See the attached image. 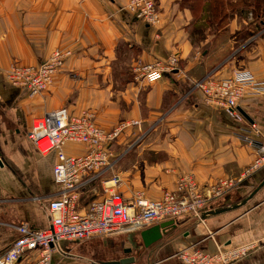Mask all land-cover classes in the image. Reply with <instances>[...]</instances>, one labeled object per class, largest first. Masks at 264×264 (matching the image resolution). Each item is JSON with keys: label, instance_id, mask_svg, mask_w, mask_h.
<instances>
[{"label": "crops", "instance_id": "obj_1", "mask_svg": "<svg viewBox=\"0 0 264 264\" xmlns=\"http://www.w3.org/2000/svg\"><path fill=\"white\" fill-rule=\"evenodd\" d=\"M157 1L160 22L148 26L125 10L127 0H0V251L17 237L13 225L25 222L43 229L49 224L47 204L57 189L55 155H42L27 138L31 121L47 111L64 108L77 114L89 109L105 129L120 120L138 121L113 146L118 159L109 176L117 175L113 189L126 200L139 191L157 199L165 189H175L182 172H192L201 185H209L219 178H238L251 164L254 148L239 138L243 124L205 103L192 81L209 71L228 76L238 69L264 79V34L252 29L262 27L264 20L254 26L251 12L235 13L229 23L234 34L252 32L238 46L222 30L206 32L203 42H196L188 5L183 0ZM205 44L210 48L201 49ZM55 48L71 55L40 94L30 95L6 80L10 62L35 65ZM171 54L178 56V68L152 83L132 70L137 60H165ZM239 109L264 142V93L246 95ZM158 152L166 158L158 160ZM263 179L264 165L215 199L207 213L227 210L204 215L203 221L181 217L149 248L143 245L142 230L62 241L65 254L55 252L51 264H98L125 256L134 257L133 264H183L174 257L182 248L213 253L249 243L255 244L253 249L230 264H261L264 185L251 193ZM105 195L97 183L81 193L77 208L84 210ZM36 257L32 253L16 264H32Z\"/></svg>", "mask_w": 264, "mask_h": 264}, {"label": "built area", "instance_id": "obj_2", "mask_svg": "<svg viewBox=\"0 0 264 264\" xmlns=\"http://www.w3.org/2000/svg\"><path fill=\"white\" fill-rule=\"evenodd\" d=\"M125 10L136 21L148 26L160 22L157 0H127ZM256 33L264 34V25ZM70 55V50L55 48L38 64H10L4 75L10 84L22 87L30 95H37L51 85L54 75ZM178 64V56L171 54L165 60H137L132 70L137 78L152 83L175 71ZM192 89L201 93L205 103L221 108L232 120L243 124L239 138L254 148L255 156L238 178H219L212 184L201 185L194 173L182 172L176 177L175 189H165L159 198L150 199L139 191L131 200H126L113 189L119 179L115 174L110 177L109 171L113 170L118 159L114 144L138 121L120 120L112 128L105 129L89 109L77 114H70L64 108L47 111L31 121L27 138L42 155L50 152L55 155L52 177L57 189L47 204L49 224L43 229L32 228L25 222L13 225L18 235L0 251V264H16L32 253L37 254L32 264H51L55 252H65L60 248L62 241L79 242L94 236L139 231L163 221L175 223L181 217L203 221L215 199L264 165V142L255 123L245 119L239 109L246 95L264 93V79L248 70H234L228 76L209 71L192 81ZM69 145H81L84 150L69 152ZM97 183L101 184L106 195L79 210V196ZM254 246L249 243L218 248L213 253L190 246L178 250L174 257L183 264H230L247 255Z\"/></svg>", "mask_w": 264, "mask_h": 264}, {"label": "trees", "instance_id": "obj_3", "mask_svg": "<svg viewBox=\"0 0 264 264\" xmlns=\"http://www.w3.org/2000/svg\"><path fill=\"white\" fill-rule=\"evenodd\" d=\"M205 2V4L202 5V2ZM196 0V3H191V0H183L182 3H185L188 5L189 9L192 12L193 15V11L196 10L197 6L200 7V11L201 16L198 17H194L192 18V22L189 25L190 26V33L193 37H197L199 36V40H204L205 35H206V31L208 29L211 30L210 33H216L221 24L222 21V17H221V13L223 10V3L222 0ZM201 2V3H200ZM253 3H255L253 5ZM244 5V6H243ZM243 5L240 7V9H236L234 11L235 13H238L240 15H242V13L245 11H249L251 12V16L253 18V20L257 19L258 23H261V21H259V19H263L262 13L264 15V1L263 0H255V2H253L252 0H243ZM260 5H262L260 11L262 13H260V11H257L256 8H259ZM214 8V9H213ZM233 14V15H234ZM214 28V29H213ZM248 34V35H247ZM252 32L248 31L244 34V38L243 40H245L249 35L251 36ZM196 41V40H195Z\"/></svg>", "mask_w": 264, "mask_h": 264}, {"label": "rangeland", "instance_id": "obj_4", "mask_svg": "<svg viewBox=\"0 0 264 264\" xmlns=\"http://www.w3.org/2000/svg\"><path fill=\"white\" fill-rule=\"evenodd\" d=\"M213 1H212V3H213ZM252 1L255 2V0H252ZM201 2H202V5L205 4V2H203V1H201ZM191 3H196V0H191L190 4ZM222 3H223V10H222V13H221V17H222L221 19H222V21H221V24H220L218 30L219 29L222 30V33L224 34V37L225 38H230V40H232L233 43H234V40H235L236 41L235 46H238L239 44H242L244 42V40H243L244 37L243 36H244V30L245 29H242L240 33L238 32V33H235L234 34V30H233V28L229 27V23L232 20V17L234 16L233 15L234 14V11L236 9H240V7L243 5V0H222ZM254 4L255 3H253V5ZM196 5H197V3H196ZM261 7H262V5H260L259 8H256V10L257 11H260ZM193 12H194L193 13V16L194 17H198V16H201V15H204V14H201L200 7L199 6H197L196 10H194ZM260 13H262V12L260 11ZM261 17L264 20L263 13H262V16ZM255 20H257V19H255ZM258 24L259 23H258V20H257L255 22L254 26L255 25H258ZM263 25H264V23H263ZM260 27H261L260 25L257 26V27L255 26L256 29L254 27L252 29L256 32V31H258L260 29ZM206 32L209 33V32H211V30L208 29ZM194 39L196 40V42H199V41L203 42V39L202 40H199L200 39L199 36L194 37ZM200 48L201 49H204V48L209 49L210 48V44H207L206 46H201ZM227 48H228L227 50L230 49L229 50V52H230L232 49H234V44H232V46H228ZM12 63H19V62H10V64H12ZM20 64H22V63H20ZM68 112H69V110H68ZM69 113L71 114V112H69ZM130 142H132V140L129 141V143ZM80 151H81V149L77 145H71V150H69V152H75V153L80 152ZM155 156H157V159L158 160H162L163 158H166V153H164V152H158V154H156ZM110 172H112V171H109V173ZM175 223H179V219H177L175 221ZM105 236H109V235H105Z\"/></svg>", "mask_w": 264, "mask_h": 264}, {"label": "water", "instance_id": "obj_5", "mask_svg": "<svg viewBox=\"0 0 264 264\" xmlns=\"http://www.w3.org/2000/svg\"><path fill=\"white\" fill-rule=\"evenodd\" d=\"M245 119L248 121H251L250 118L246 115L245 112L240 110ZM264 185V179L256 186L254 191H252L251 194H253L256 190H258L260 187ZM228 208H221V209H214L212 211H209L208 213L205 214V217L208 215H216L219 213H222L223 211L227 210ZM170 226H174V223L172 220L169 221H163L158 224H154L146 229H143L141 231L140 237L142 239L143 245L145 248H149L150 246H153L157 242L161 241L163 238V235L166 232V229ZM126 251V252H125ZM125 253H129L131 249H125ZM134 257L131 256H126V257H121L116 260H110V261H100L98 264H133L134 263ZM261 264H264L261 263Z\"/></svg>", "mask_w": 264, "mask_h": 264}, {"label": "flooded vegetation", "instance_id": "obj_6", "mask_svg": "<svg viewBox=\"0 0 264 264\" xmlns=\"http://www.w3.org/2000/svg\"><path fill=\"white\" fill-rule=\"evenodd\" d=\"M126 257V256H125Z\"/></svg>", "mask_w": 264, "mask_h": 264}]
</instances>
